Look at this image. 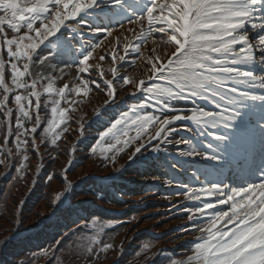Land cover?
Listing matches in <instances>:
<instances>
[{
	"label": "snow or ice",
	"instance_id": "snow-or-ice-1",
	"mask_svg": "<svg viewBox=\"0 0 264 264\" xmlns=\"http://www.w3.org/2000/svg\"><path fill=\"white\" fill-rule=\"evenodd\" d=\"M68 32L81 38L75 56ZM129 55L142 60L140 78L121 71ZM118 85L130 86L135 102L114 114L94 110L107 126L91 152L114 163L131 149L128 160L140 166L142 149L164 153L165 184L175 181L188 202L190 227L181 230L196 234L183 242L184 258L168 257L170 264H264V0H0V151L15 152L16 172L29 160V145L38 149L37 135L58 146L94 91L106 97L105 107L119 108ZM67 171L54 204L74 187ZM112 227L85 219L68 235L79 233L80 249L91 256L113 247L101 239Z\"/></svg>",
	"mask_w": 264,
	"mask_h": 264
},
{
	"label": "rangeland",
	"instance_id": "rangeland-1",
	"mask_svg": "<svg viewBox=\"0 0 264 264\" xmlns=\"http://www.w3.org/2000/svg\"><path fill=\"white\" fill-rule=\"evenodd\" d=\"M161 51H162V49H161ZM139 60H140V58H139ZM126 74L127 75L130 74V76H133V74H134L133 68H130L129 70H127ZM118 90L121 91L119 85H118ZM101 101H102V99H101ZM120 158H121V156H120ZM155 177H159V179L154 180L153 177H151V176L150 177H143V176L137 177L136 178V180H138L137 184L138 185L140 184V186H141V183H146V185H144L142 187V191H146L148 189V185H149V190L152 186H155V187L161 186V188H163L165 186L166 189L163 190V195H158L157 199H162L163 201H165L167 203L168 206L172 207L180 196L176 195L175 188H172V187L165 184V181L167 179H169V176L168 175H164V176L160 175V176H155ZM166 194H168L170 196H166ZM169 219H170V222H168V220L162 221L161 223L156 225V228H160V229L164 230V229H167L169 227H173L177 223L176 221H173L174 218L171 217ZM140 224H142V223L139 222L137 226L139 227ZM79 245H80L79 241L73 245V252L76 254H80V256H82V257H90L80 249Z\"/></svg>",
	"mask_w": 264,
	"mask_h": 264
}]
</instances>
